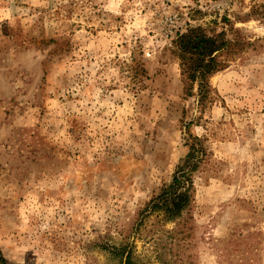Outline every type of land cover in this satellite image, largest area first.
Instances as JSON below:
<instances>
[{
  "label": "rangeland",
  "instance_id": "obj_1",
  "mask_svg": "<svg viewBox=\"0 0 264 264\" xmlns=\"http://www.w3.org/2000/svg\"><path fill=\"white\" fill-rule=\"evenodd\" d=\"M263 17L264 0H0L7 264H264ZM231 26L253 45L200 111L173 42ZM189 135L203 147L180 235L148 205Z\"/></svg>",
  "mask_w": 264,
  "mask_h": 264
},
{
  "label": "trees",
  "instance_id": "obj_2",
  "mask_svg": "<svg viewBox=\"0 0 264 264\" xmlns=\"http://www.w3.org/2000/svg\"><path fill=\"white\" fill-rule=\"evenodd\" d=\"M258 12L255 9L253 15ZM230 33L232 37H228L226 30L216 32L196 27L178 35L173 42V53L179 61L184 95L187 99L197 97L200 111H203L213 98L210 79L228 68L231 62L253 45L244 39L234 26H231ZM142 71L145 75L146 71ZM189 138L190 152L184 164L179 166L171 184L165 186L148 205L151 213H162L166 222H177L176 234L180 235L187 231L181 219L194 201L192 175L197 170L196 158L203 147L201 139L192 138L191 135ZM0 264H7L1 250ZM127 264H131V254Z\"/></svg>",
  "mask_w": 264,
  "mask_h": 264
}]
</instances>
